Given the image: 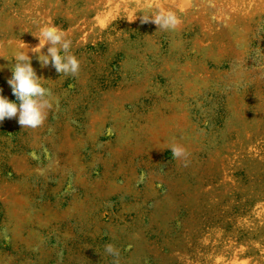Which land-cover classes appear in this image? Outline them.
Here are the masks:
<instances>
[{
	"label": "rangeland",
	"instance_id": "obj_1",
	"mask_svg": "<svg viewBox=\"0 0 264 264\" xmlns=\"http://www.w3.org/2000/svg\"><path fill=\"white\" fill-rule=\"evenodd\" d=\"M45 25L76 77L31 51ZM22 43L52 107L0 122V264H264V0H0L12 102Z\"/></svg>",
	"mask_w": 264,
	"mask_h": 264
},
{
	"label": "clouds",
	"instance_id": "obj_2",
	"mask_svg": "<svg viewBox=\"0 0 264 264\" xmlns=\"http://www.w3.org/2000/svg\"><path fill=\"white\" fill-rule=\"evenodd\" d=\"M145 11H154L151 7ZM154 23L159 30L173 31L180 24L177 16L170 11L155 10L154 16H143L141 23ZM39 44L31 51L36 54L40 66L46 67L50 63L56 72L64 76L76 77L80 71V61L72 53V41L66 38V34L54 25H45L38 29ZM49 45L47 54L41 49ZM29 46L22 43V47L10 58L12 76L7 83L11 87L12 94L16 102L10 101L7 97L0 94V122L5 119L18 117V124L21 128H37L44 124L47 116V109L52 107L47 99L49 89L41 81L43 77H38L32 67L31 58L27 54ZM23 50V51H22ZM3 58V57H2ZM12 60L15 62L13 63ZM2 92V89H0ZM174 160L185 161L187 166L188 150L185 146L178 143L168 145ZM104 252L113 257L112 264H120V250L115 245L105 244Z\"/></svg>",
	"mask_w": 264,
	"mask_h": 264
},
{
	"label": "bare ground",
	"instance_id": "obj_3",
	"mask_svg": "<svg viewBox=\"0 0 264 264\" xmlns=\"http://www.w3.org/2000/svg\"><path fill=\"white\" fill-rule=\"evenodd\" d=\"M231 10V9H230Z\"/></svg>",
	"mask_w": 264,
	"mask_h": 264
}]
</instances>
